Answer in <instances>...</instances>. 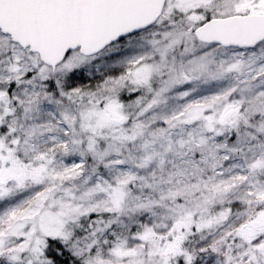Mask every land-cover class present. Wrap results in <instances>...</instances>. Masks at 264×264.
I'll use <instances>...</instances> for the list:
<instances>
[{
    "label": "snow or ice",
    "instance_id": "1",
    "mask_svg": "<svg viewBox=\"0 0 264 264\" xmlns=\"http://www.w3.org/2000/svg\"><path fill=\"white\" fill-rule=\"evenodd\" d=\"M0 264H264V0H0Z\"/></svg>",
    "mask_w": 264,
    "mask_h": 264
}]
</instances>
